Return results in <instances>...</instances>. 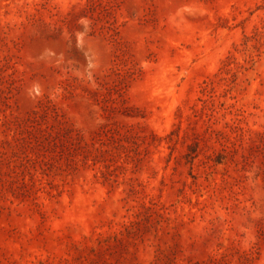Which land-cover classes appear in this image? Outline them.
Listing matches in <instances>:
<instances>
[{
    "label": "rangeland",
    "instance_id": "1",
    "mask_svg": "<svg viewBox=\"0 0 264 264\" xmlns=\"http://www.w3.org/2000/svg\"><path fill=\"white\" fill-rule=\"evenodd\" d=\"M0 264H264V0H0Z\"/></svg>",
    "mask_w": 264,
    "mask_h": 264
}]
</instances>
